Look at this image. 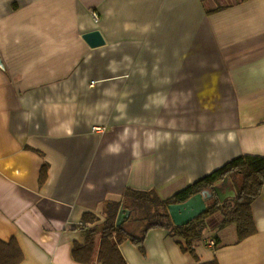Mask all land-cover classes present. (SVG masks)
Returning a JSON list of instances; mask_svg holds the SVG:
<instances>
[{
  "label": "crops",
  "instance_id": "obj_1",
  "mask_svg": "<svg viewBox=\"0 0 264 264\" xmlns=\"http://www.w3.org/2000/svg\"><path fill=\"white\" fill-rule=\"evenodd\" d=\"M94 31L104 46L84 40ZM0 58V240L18 242L22 264H76L83 216L104 219L129 189L168 199L264 157V0H0ZM252 212L257 234L237 244L225 228L217 249L206 241L221 217L208 218L197 259L161 230L121 253L264 264V188Z\"/></svg>",
  "mask_w": 264,
  "mask_h": 264
},
{
  "label": "trees",
  "instance_id": "obj_2",
  "mask_svg": "<svg viewBox=\"0 0 264 264\" xmlns=\"http://www.w3.org/2000/svg\"><path fill=\"white\" fill-rule=\"evenodd\" d=\"M206 2L207 0H202ZM48 168L43 166L40 182L47 181ZM238 178L240 187L235 197L220 203L214 188L224 180ZM264 188V157L242 155L198 182L178 191L168 199H162L155 191L127 190L119 202H109L104 209V219L87 213L82 218V224L75 231L80 232L83 241H75L72 258L76 264H128L121 253V246L131 241L142 253L145 252V240L151 230L167 232L175 239L184 252L197 259L195 246L204 240L208 233L207 219L218 215L221 223L217 230L235 225L237 244L257 234L252 206L260 197ZM207 193L208 211L195 221L184 227H177L169 213L172 204H183L193 196ZM123 206V207H122ZM130 211V217L117 227L120 210ZM127 224L140 227L138 233L132 234ZM139 229V228H138ZM214 235V234H212ZM211 236V235H210ZM214 239L217 249L220 245L218 233ZM24 254L15 239L9 242L0 240V264H22ZM198 264H220L217 259Z\"/></svg>",
  "mask_w": 264,
  "mask_h": 264
},
{
  "label": "water",
  "instance_id": "obj_3",
  "mask_svg": "<svg viewBox=\"0 0 264 264\" xmlns=\"http://www.w3.org/2000/svg\"><path fill=\"white\" fill-rule=\"evenodd\" d=\"M87 44L95 49L105 45V40L100 31H94L87 33L83 36ZM0 68H4L2 60L0 58ZM228 179L225 180V183ZM214 192L220 203L225 202L227 199L235 197L234 191H223L220 187H215ZM211 195L207 193H200L193 196L187 202L183 204H172L169 206V213L173 220V223L177 227H184L195 221L200 216L204 215L208 211V200ZM130 217V211L122 208L119 212L116 226H122L126 219Z\"/></svg>",
  "mask_w": 264,
  "mask_h": 264
},
{
  "label": "rangeland",
  "instance_id": "obj_4",
  "mask_svg": "<svg viewBox=\"0 0 264 264\" xmlns=\"http://www.w3.org/2000/svg\"><path fill=\"white\" fill-rule=\"evenodd\" d=\"M215 218H217V216ZM140 227L143 228V226H141V225H140ZM140 227H137L139 229L138 230H135V233H138V231L140 230ZM214 231L216 233H218V234H220V233L222 234V231H219V230H214ZM215 234L214 235H211V236L212 237H215ZM224 234L225 235L223 236V239H225V240H232V239H234V237L237 236L236 226L235 225L229 226L228 228H226V231L224 232Z\"/></svg>",
  "mask_w": 264,
  "mask_h": 264
},
{
  "label": "built area",
  "instance_id": "obj_5",
  "mask_svg": "<svg viewBox=\"0 0 264 264\" xmlns=\"http://www.w3.org/2000/svg\"><path fill=\"white\" fill-rule=\"evenodd\" d=\"M94 17H95L96 19H98V15H97V14H94ZM206 244H207V246L210 247V248H215V246H216V243H215V241H214L213 238L208 239V240L206 241Z\"/></svg>",
  "mask_w": 264,
  "mask_h": 264
}]
</instances>
